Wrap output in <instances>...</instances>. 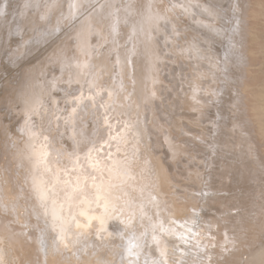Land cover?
Masks as SVG:
<instances>
[{
	"label": "bare ground",
	"instance_id": "bare-ground-1",
	"mask_svg": "<svg viewBox=\"0 0 264 264\" xmlns=\"http://www.w3.org/2000/svg\"><path fill=\"white\" fill-rule=\"evenodd\" d=\"M251 18L264 0H0V264H256Z\"/></svg>",
	"mask_w": 264,
	"mask_h": 264
},
{
	"label": "rangeland",
	"instance_id": "rangeland-1",
	"mask_svg": "<svg viewBox=\"0 0 264 264\" xmlns=\"http://www.w3.org/2000/svg\"><path fill=\"white\" fill-rule=\"evenodd\" d=\"M256 9H259V7H257ZM254 19V18H253ZM252 18L249 20V23H251V24H249L248 23V27H250V28H248L249 30H251L252 32H251V36L250 37H248V44H247V48L251 51V53H252V57H251V54H249L250 56H249V61L254 57L253 56V54L255 53V55H257V57H259L260 58V56H259V54L258 53H256L258 50H257V48H258V44H260V43H264V20H262V19H260V18H256V20L254 19L253 20ZM258 19V20H257ZM261 21V22H260ZM253 30H255V31H253ZM66 34V33H65ZM64 34V35H65ZM252 34H254L253 36H252ZM257 34V35H256ZM56 36H57V34H56ZM256 36V37H255ZM256 39H255V38ZM258 37V38H257ZM61 38H63V37H61ZM250 38V39H249ZM262 39V40H261ZM256 40V41H255ZM259 40V41H258ZM19 41H21V40H19ZM251 41V42H250ZM258 41V42H257ZM261 41V42H260ZM58 42V41H57ZM57 42H55V43H52L51 45H49L48 46V49L46 50L47 52H48V54H49V52L51 51V50H53L52 48H53V44H57ZM255 43V44H254ZM255 45V46H254ZM16 46H19V42L16 44ZM15 46V47H16ZM125 46H126V43H125ZM249 46V47H248ZM255 48V49H254ZM259 49V48H258ZM252 51H254V52H252ZM257 57L255 56L253 59H252V61H250V66L248 67V69H249V71H248V74H247V77H246V79H245V83L247 84L248 83V85H252V83H253V85L251 86V89H256V88H258V87H256V86H263V84H264V82H263V80H264V71H261V70H263L262 68L264 67L263 66V64L262 63H264L263 61V59L264 58H261V59H257ZM262 57H264V54H263V56ZM39 59L40 58H36V60H32V57H30V59H28V60H30V62H28V64H35L36 62H39ZM8 60V57L6 56V54L3 56V64H4V66L6 67V66H9V65H11V64H9V62L7 61ZM258 60H259V62H260V60L262 61L260 64H262V66H260L259 64H257V63H259L258 62ZM25 61H27V59L25 60ZM254 62V63H253ZM257 62V63H256ZM255 64H257L256 66H255ZM24 65H25V63H24ZM253 65V66H252ZM258 66H260V67H258ZM255 67H257V68H255ZM13 67H11V70L12 71H10V73L8 74V73H6V74H8V76H6V74H4L3 72H2V70H0V84H4L7 80H12L13 81V78H15V75H16V70H14V69H12ZM253 68V69H252ZM17 69V68H16ZM256 69V70H255ZM261 69V70H260ZM258 70V71H257ZM255 73L256 72V74H254L253 72ZM260 72V73H259ZM254 74V75H256L255 77H254V75L252 76V74ZM259 75V76H258ZM261 75V76H260ZM251 77H253V78H251ZM260 78H261V80H260ZM253 81H252V80ZM256 80V81H255ZM258 81V82H257ZM263 82V84H261L262 82ZM252 82V83H251ZM259 82H261V83H259ZM255 83H256V85H255ZM259 85H258V84ZM254 85H255V87H254ZM254 87V88H253ZM1 88H3L1 85H0V89ZM58 94V93H57ZM250 95V94H249ZM61 96V95H60ZM251 96V95H250ZM250 96H247L248 97V99H246V103L248 104V106H249V108H250V104H251V101H253L252 99V97H250ZM250 97V98H249ZM251 99V100H250ZM250 101V102H249ZM249 102V103H248ZM4 110V109H3ZM3 112V111H2ZM6 118V120H7V124L9 123V122H12V123H15V119H12L11 117H9V116H6L5 117ZM253 134H254V132H252ZM264 147H262V146H260V149L262 150V152H264L263 149ZM218 161V160H217ZM219 162V161H218ZM217 163V162H216ZM195 195H197V196H201V198L204 200V199H206V198H209V197H211V195H212V193L211 192H207L205 195L204 194H197V193H195ZM191 212V211H190ZM31 230H32V228L31 229H29V232H31ZM148 236L147 235H145V238H147ZM262 239H263V241H262ZM261 239V241H262V243H264V237ZM144 242H145V239L143 240ZM145 244V243H144ZM143 244V245H144ZM249 252V251H248ZM248 254H250V252L248 253ZM252 254V253H251ZM146 255H147V253H146ZM244 256H246V258H247V255H244ZM244 258V257H243ZM246 258H244V260H246ZM257 260H256V258L254 259V258H252V259H254L253 261L256 263V264H264V251H262V255L261 254H259L258 256H257Z\"/></svg>",
	"mask_w": 264,
	"mask_h": 264
}]
</instances>
